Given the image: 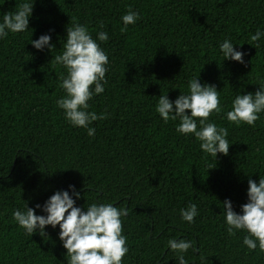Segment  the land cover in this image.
I'll list each match as a JSON object with an SVG mask.
<instances>
[{
  "label": "trees",
  "instance_id": "trees-1",
  "mask_svg": "<svg viewBox=\"0 0 264 264\" xmlns=\"http://www.w3.org/2000/svg\"><path fill=\"white\" fill-rule=\"evenodd\" d=\"M21 2L0 0V17ZM129 8L139 19L121 31ZM73 22L94 39L97 31L109 36L98 42L108 55L107 83L87 109L106 118L89 125L91 137L55 103L65 70L54 56ZM258 28L264 30V0H34L28 28L0 39V264H66L58 225L30 236L11 212L43 204L55 190L71 194L69 184L80 193L76 206H127L122 264H177L166 249L170 237L197 244L184 253L189 264H264V252L242 244L244 232L227 233L222 211L228 198L239 212L247 180L264 176V113L254 127L224 118L237 91L254 92L264 79V37L257 47L249 39ZM42 34L51 51L29 42ZM224 38L246 52L244 64L223 60ZM198 75L219 92L222 110L209 120L228 129V153L216 158L155 112L157 96L175 99ZM189 202L198 209L192 224L179 215Z\"/></svg>",
  "mask_w": 264,
  "mask_h": 264
},
{
  "label": "clouds",
  "instance_id": "clouds-1",
  "mask_svg": "<svg viewBox=\"0 0 264 264\" xmlns=\"http://www.w3.org/2000/svg\"><path fill=\"white\" fill-rule=\"evenodd\" d=\"M33 2L22 0L14 11L5 12L0 17V39L10 32H24L28 28ZM120 19L123 23L121 31H124L128 25L136 23L139 13L129 8ZM100 28H103L102 22ZM262 37L264 30L258 28L249 39L257 47ZM108 39L105 31H97L94 39L84 24L73 22L66 27L62 52L54 56L55 62L65 70L59 77V87L64 95L56 99V106L63 110L69 124L86 129L89 137L95 135V128L89 125L106 118V112L97 114L87 109L88 101L93 95L102 93L107 83L108 55L98 42ZM29 42L38 50L47 47L51 51L54 47L48 34H42L37 39L30 38ZM233 45L229 38L218 41L223 60L244 64L246 52L235 49ZM257 84L254 92L239 90L235 93L224 118L236 125L243 122L255 126V121L264 113V79ZM179 90L175 99H170L166 92L157 96L155 112L165 123L169 120L177 122L175 131L183 135L191 134L199 141V149L203 153L214 158L217 153L227 154L230 145L228 129L209 120L210 114L222 110L216 86L200 83L198 75L187 81V91ZM247 185V202L240 205L239 212L233 210L228 198L222 202L226 231L229 235L236 231L244 232L242 244L249 250L258 247L264 252V176L259 175L258 181L249 178ZM68 189L71 194L68 190H55L43 204L37 203L34 207H28L25 202L21 208L12 210L13 220L30 236L33 233L45 236L46 225L54 229L58 225V238L66 250V264H122L128 245L121 217L128 214L127 206L117 207L114 202L94 201L82 208L76 206L73 198H80L75 186L69 184ZM34 208L40 209L43 214H36ZM179 215L182 221L192 224L198 215L196 204L189 202L186 208L179 209ZM166 244V249L175 253L177 264H189L184 253L190 248L192 251L197 248L191 238L170 237Z\"/></svg>",
  "mask_w": 264,
  "mask_h": 264
}]
</instances>
